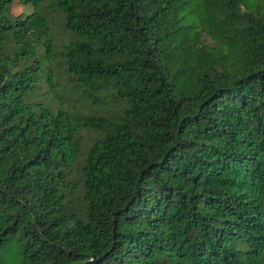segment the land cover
Returning <instances> with one entry per match:
<instances>
[{
  "label": "trees",
  "instance_id": "obj_1",
  "mask_svg": "<svg viewBox=\"0 0 264 264\" xmlns=\"http://www.w3.org/2000/svg\"><path fill=\"white\" fill-rule=\"evenodd\" d=\"M0 0V264H264V0Z\"/></svg>",
  "mask_w": 264,
  "mask_h": 264
},
{
  "label": "rangeland",
  "instance_id": "obj_2",
  "mask_svg": "<svg viewBox=\"0 0 264 264\" xmlns=\"http://www.w3.org/2000/svg\"><path fill=\"white\" fill-rule=\"evenodd\" d=\"M250 3L258 4L262 2L263 0H249ZM33 10V7L30 6H24L21 0H16L14 6L12 7L11 12L14 15H17L21 12L24 14L30 13Z\"/></svg>",
  "mask_w": 264,
  "mask_h": 264
}]
</instances>
